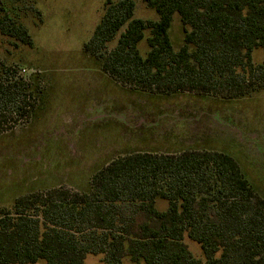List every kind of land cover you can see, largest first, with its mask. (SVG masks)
Here are the masks:
<instances>
[{
  "label": "trees",
  "instance_id": "16d2710c",
  "mask_svg": "<svg viewBox=\"0 0 264 264\" xmlns=\"http://www.w3.org/2000/svg\"><path fill=\"white\" fill-rule=\"evenodd\" d=\"M142 2L153 19L135 17L133 0H106L83 44L113 81L225 101L264 92V56L254 61L255 50L264 52V0ZM175 14L178 48L170 36ZM0 33L32 45L26 26L7 13ZM27 87L0 62V132L12 128V116L31 114ZM89 186L51 187L0 207V264H86L89 255L103 264H264V197L226 152H131L99 168Z\"/></svg>",
  "mask_w": 264,
  "mask_h": 264
},
{
  "label": "rangeland",
  "instance_id": "374dc122",
  "mask_svg": "<svg viewBox=\"0 0 264 264\" xmlns=\"http://www.w3.org/2000/svg\"><path fill=\"white\" fill-rule=\"evenodd\" d=\"M105 1L0 0V16L7 13L23 23L32 41L29 47L0 33V62L15 71L34 101L29 116H12V128L0 132V207L51 187L88 191L99 168L127 153L188 148L232 155L264 197V92L225 101L116 83L82 49ZM133 1L135 17H155L142 0ZM170 36L178 48L183 29L177 14ZM139 49L144 53L146 44ZM263 56L255 50L254 61ZM185 241L201 260L198 245ZM85 263L103 264L101 256L90 255Z\"/></svg>",
  "mask_w": 264,
  "mask_h": 264
}]
</instances>
